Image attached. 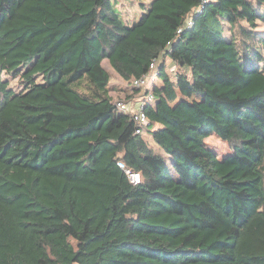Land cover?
Instances as JSON below:
<instances>
[{
  "label": "trees",
  "instance_id": "16d2710c",
  "mask_svg": "<svg viewBox=\"0 0 264 264\" xmlns=\"http://www.w3.org/2000/svg\"><path fill=\"white\" fill-rule=\"evenodd\" d=\"M142 4L0 0V264H264V0ZM105 60L130 85L160 61L124 100L155 96L142 133Z\"/></svg>",
  "mask_w": 264,
  "mask_h": 264
},
{
  "label": "rangeland",
  "instance_id": "374dc122",
  "mask_svg": "<svg viewBox=\"0 0 264 264\" xmlns=\"http://www.w3.org/2000/svg\"><path fill=\"white\" fill-rule=\"evenodd\" d=\"M150 1L151 0H116V3H117V8H118L120 14L122 15V17L124 18V20L127 23L133 24L138 19L141 12L143 11V4L142 3L143 2L149 3ZM172 63L173 62L171 60L167 61V65H171ZM103 65L111 74L110 87H111L112 96L114 97V100L115 101L126 100L127 95H125V96L121 95L119 93L120 91H118V90L121 89V91H123L126 87L127 89L130 90L129 94H132V89H133L132 85L127 84L124 80H122V78L110 66V64L107 60H105L103 62ZM174 67L175 68L171 69V71H172L171 74L173 76H174L176 70L178 69L177 65H175ZM23 71H25V70H23ZM5 79H8L10 81L11 87L13 89H15L16 91H20L23 89L24 84L22 82L20 75H18L16 77L6 76ZM36 80L38 82H43L42 77H37ZM122 82L124 83V85H127V86H124V87L121 86ZM190 103H192V104L199 103L202 106L207 107L206 103L204 102L203 96L194 97L193 99H191ZM208 121H209L208 123L211 125L210 120H208ZM212 130H213V132H212L211 136L206 139V145L210 150L216 152L218 157L220 159H222V158L226 157L227 155H229L230 153H232L231 147L228 144V142L223 140V138L220 135H218V137H217V135L213 134L216 131L215 128H212ZM156 148L158 150H160L157 146H156Z\"/></svg>",
  "mask_w": 264,
  "mask_h": 264
},
{
  "label": "built area",
  "instance_id": "2783aa9c",
  "mask_svg": "<svg viewBox=\"0 0 264 264\" xmlns=\"http://www.w3.org/2000/svg\"><path fill=\"white\" fill-rule=\"evenodd\" d=\"M208 1L209 0H203V4L208 2ZM199 9H197V10H199ZM192 15L193 14H190V16L188 17V19L185 22L184 27L180 28L178 30V33H182L183 29L190 28L193 26ZM159 63H160V61H158V60L154 61L150 66V70L146 74L142 75L140 78L133 79L132 87L133 88H141V87H151L152 85H154V83L157 81L158 74H159ZM154 101H155V96L152 93H149L147 95L140 97L133 104L134 106L131 104H128L124 101L123 102L118 101L117 105L120 108L126 109V110H128V109L130 110L131 106L136 108L135 119L138 123V128L136 130V133L139 134V133H142L144 128L149 125L148 117H147L146 113L144 112L145 106L147 103L154 102ZM118 166L126 173L131 184L138 185L141 183L142 175L140 172L135 171L131 168H128L126 166L125 162H123V161H118Z\"/></svg>",
  "mask_w": 264,
  "mask_h": 264
},
{
  "label": "crops",
  "instance_id": "0c3cea01",
  "mask_svg": "<svg viewBox=\"0 0 264 264\" xmlns=\"http://www.w3.org/2000/svg\"><path fill=\"white\" fill-rule=\"evenodd\" d=\"M176 65V63L175 62H173L171 65H169V67L171 68V69H173V68H175L174 66ZM121 86H127V85H124V83L122 82L121 83ZM118 91H120L119 93L121 94V95H123V96H125V95H127L128 94V92H130V90L129 89H127L126 87H125V89L123 90V91H121V89H119ZM114 93V92H113ZM111 94H112V91H111ZM196 96H200V95H198V94H196V95H194L192 98H186V97H184L182 94H180L179 93V97H178V101L180 100V101H185V102H188V103H190L191 102V99H193L194 97H196ZM138 99H136V101H137ZM192 104V103H191ZM206 142V141H205ZM225 158V157H224Z\"/></svg>",
  "mask_w": 264,
  "mask_h": 264
}]
</instances>
